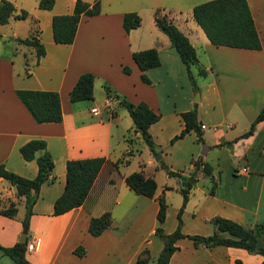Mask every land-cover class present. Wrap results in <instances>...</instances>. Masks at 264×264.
Here are the masks:
<instances>
[{
    "label": "crops",
    "instance_id": "0c3cea01",
    "mask_svg": "<svg viewBox=\"0 0 264 264\" xmlns=\"http://www.w3.org/2000/svg\"><path fill=\"white\" fill-rule=\"evenodd\" d=\"M10 1L16 8L26 9L28 15L22 19L9 17L1 23L8 27L2 29L1 40L12 39V45L0 50V163L14 173L33 177L35 160L22 158L18 150L29 138L44 139L53 159V177L40 184L26 225L27 241L35 243L33 249L25 252L27 264H135L144 245L148 259L155 256L162 246L154 234L158 203L154 197L135 193L125 184L124 176L141 169L155 180L154 196H165L171 190L179 192V179L168 175L159 159L169 169L183 174L193 170L190 158L200 156L210 165L209 175L195 169L197 180L181 212V232L209 234L216 215L244 225L264 223V117L254 124L251 133L239 136L263 104L264 0H246L260 41L258 49L214 45L196 22L197 26L188 25L186 15L191 16V7L205 0H100L97 14L80 16L70 43L54 42L50 21L53 14L70 12L74 0H53L47 9L37 7V0ZM155 8L171 11L168 17L186 35L195 53L196 44L202 51L203 59L197 53L196 56L207 73L196 76L197 100L191 97L194 91L184 64L167 36L154 24ZM125 11H135L140 16V23L127 32L121 25ZM34 23L39 28L36 36L44 46V54L37 62L32 46L14 39L30 34ZM19 45L29 47L28 52L20 51ZM150 46L157 49L160 63L144 70L149 82H143L131 52ZM123 64L130 67L128 73L121 70ZM83 71L96 75L92 98L71 102L68 91ZM101 82L110 85L119 97L124 95L132 102L143 100L158 113V119L147 127L153 152L133 130L131 119L120 126L124 118L116 109L120 105L114 97H106ZM95 83L99 89L96 92ZM17 88L56 90L61 120L34 121L16 96ZM193 102L203 125L201 140L207 146L204 154L200 153L201 140L197 141L191 130L169 141L183 125L179 112L190 108ZM91 107H98L99 111L92 112ZM113 124L120 126L117 134L123 146L118 150V141L111 142ZM226 140H232L230 146H217ZM142 149L145 160L126 171L130 156ZM155 153L160 154L157 159ZM90 156H104L106 160L84 201L62 213L51 214L53 200L63 188L65 160ZM242 166L245 171L240 170ZM159 168L164 171L160 183L156 179ZM210 177L216 181L212 194L206 192ZM9 201L15 202L16 212L13 216L0 214L1 245L18 240L24 205L23 196H17L15 187L0 176V207ZM180 202L181 196L175 203V214ZM103 211L110 213L111 222L99 234L91 235L87 231L89 217ZM175 225L176 216L169 219L166 207L164 232L172 231ZM175 244L177 248L167 264H259L262 258L236 246L194 245L187 236L176 239ZM78 245L83 248L81 255L73 252ZM0 264L14 262L0 250Z\"/></svg>",
    "mask_w": 264,
    "mask_h": 264
},
{
    "label": "trees",
    "instance_id": "16d2710c",
    "mask_svg": "<svg viewBox=\"0 0 264 264\" xmlns=\"http://www.w3.org/2000/svg\"><path fill=\"white\" fill-rule=\"evenodd\" d=\"M53 0H37V7L50 8ZM100 10V0H74L72 9L67 13L53 14L51 16V33L54 42L70 43L75 34L76 26L81 15H94ZM161 8L153 10V21L156 27L168 38L170 45L177 52L181 62L184 64L186 75L193 91L198 90L196 76L204 77L207 69L204 68L196 56L194 47L186 35L171 21L168 15L160 13ZM190 13L192 19L200 26L208 41L214 45H228L243 48H260V41L255 28L246 0H205L194 4ZM28 15L24 8H16L10 0H0V24L7 22L9 17L22 19ZM140 23V16L135 11H125L121 16V25L124 31L137 26ZM39 28L32 27L30 34L24 37H15L18 42L30 45L33 48L35 60L44 54V46L36 36ZM132 59L141 70L139 77L143 82H149L144 70L160 63L157 49L150 46L143 49L133 50ZM121 70L125 73L130 71L128 65H122ZM95 74L90 71H83L78 74L73 85L68 91L71 102L92 98V87ZM106 97L112 96L128 113L134 131H138L142 141L150 151H154L152 139L147 131L150 123L158 119V113L152 110L143 100L132 102L124 95L112 91L106 82L102 84ZM20 102L27 109L36 122L60 121L62 118L59 94L56 90L49 89H27L17 88L14 90ZM112 113V112H111ZM113 114V113H112ZM182 120V127L169 139L170 142L182 137L186 132L193 131L196 140L202 139V128L197 117L196 102L186 110L179 112ZM264 117V95L263 104L251 120L248 128L239 136H245L252 132L254 124ZM236 138V137H235ZM234 138V139H235ZM232 140L219 142V145L230 146ZM22 158L34 159L36 172L33 177H25L4 168L0 163V176L14 184L17 196H23L24 212L21 218L22 225L28 224V217L32 212V205L38 195V189L43 181L51 179L53 159L46 149L45 140L42 138H29L18 148ZM197 157L190 158L193 170L187 174L181 171L171 170L159 159V165L168 175L176 176L180 185L178 191L181 195V202L176 211V225L170 232H164L162 222L165 216L166 202L163 194L154 196L156 183L153 177L145 176L141 169L133 170L124 176L125 184L135 193L154 197L158 203L155 213L157 224L154 227V234L162 242V246L155 256L154 264H167L171 253L177 248L176 239L187 236L193 240L194 245L200 243L204 246L229 245L244 248L249 253H258L262 256L259 264H264V223L255 221L251 225H244L227 217L216 215L212 217L213 231L206 235L187 234L180 230L182 223L181 212L185 205L190 188L195 184L197 178L195 169L200 168L204 174H210V165ZM106 160L104 156H90L82 158H69L65 160L64 184L61 192L55 197L52 203L51 214L56 215L80 205L86 197L101 165ZM216 181L210 177V185L206 190L212 194ZM16 212L14 201L0 207V214L13 216ZM111 222L110 213L103 211L98 215L90 216L87 231L91 235L99 234L108 227ZM225 232L226 234H223ZM25 241L15 240L10 245H1L2 253L8 255L14 264H27L25 256ZM73 252L77 255L83 254L81 245L75 246ZM148 260V249L142 248L138 253L135 264H146Z\"/></svg>",
    "mask_w": 264,
    "mask_h": 264
},
{
    "label": "rangeland",
    "instance_id": "374dc122",
    "mask_svg": "<svg viewBox=\"0 0 264 264\" xmlns=\"http://www.w3.org/2000/svg\"><path fill=\"white\" fill-rule=\"evenodd\" d=\"M165 12L166 14L170 13L171 11H166V10H161L160 13H163ZM186 18H187V24L188 25H194V26H197V24L195 23V21L191 18L190 14L188 13L186 15ZM147 19H148V16H147ZM18 22H23L21 20H18ZM145 23H146V19H143V23H142V26H145ZM21 24H24V23H21ZM33 26H35V23L33 24ZM2 29H8L7 27V24H3L1 25L0 24V50H8L10 49L8 46H11L12 45V39H6L4 41L1 40L2 38V34H1V31ZM4 42V43H2ZM19 49L20 51H23V52H28V48L27 46L25 45H19ZM196 46V53L198 55V58L201 60L203 59V54H202V51L201 49L199 48L198 44L195 45ZM28 55V54H26ZM103 82H101V86H102ZM103 88V86H102ZM104 90V89H103ZM96 91H99L98 89V83H95V89H94V92ZM196 92L197 91H194L193 94H192V99L195 97L196 95ZM88 101L90 99H85V101ZM121 106V105H120ZM117 106L116 105V109L117 111H121L122 114L124 115V118L123 120H121V127L124 125V123L126 122H131L130 121V118L128 116V114L126 113L125 109L121 106ZM120 126H115V124L112 125V137H111V142L113 143L114 141H118L117 142V145H116V149L118 150L119 148H121L123 146V143H121L119 141V138H118V130H119V127ZM132 135V133H130ZM130 135V136H131ZM129 136V135H128ZM132 138V137H131ZM130 138V140H131ZM146 147V146H145ZM200 148H201V145H200ZM131 159H130V162L129 164H127L124 169H127L126 171H128L129 169H131L132 167H137L139 166V163L141 162V160H145V149H142L139 153H135L132 154L131 156ZM122 168V165L120 166ZM163 172L162 169L159 168V172L156 174V179L158 181V183H160L163 179ZM180 193L175 191V190H171L169 193H167L165 196H164V199H165V202H166V207L167 209L169 210V219L171 218H175L176 214H175V203L178 202V199L180 198ZM178 208V207H177ZM177 211V210H176ZM116 214V213H115ZM182 220V218H181ZM158 238V237H157ZM159 239V238H158ZM160 240V239H159ZM143 248H147L146 245H144ZM148 249V248H147ZM158 253V252H157ZM156 256V255H155ZM155 256H152L151 258L148 259L147 263L146 264H154V259H155Z\"/></svg>",
    "mask_w": 264,
    "mask_h": 264
},
{
    "label": "water",
    "instance_id": "95a60500",
    "mask_svg": "<svg viewBox=\"0 0 264 264\" xmlns=\"http://www.w3.org/2000/svg\"><path fill=\"white\" fill-rule=\"evenodd\" d=\"M197 99H198V93L196 92V95L193 98V100H197ZM200 145H201L200 153L204 154L207 146L204 144V141H202V140L200 141ZM159 156H160L159 153H155L154 158L157 159ZM12 187H14V184H12ZM26 232H27V226L23 225L22 229H21V232H20V234L18 236V240L19 241H25L26 240Z\"/></svg>",
    "mask_w": 264,
    "mask_h": 264
},
{
    "label": "built area",
    "instance_id": "2783aa9c",
    "mask_svg": "<svg viewBox=\"0 0 264 264\" xmlns=\"http://www.w3.org/2000/svg\"><path fill=\"white\" fill-rule=\"evenodd\" d=\"M104 103H105L106 105L108 104V100H107V98L104 100ZM90 110H91L92 112H98V111H99V108H98V107H91ZM201 127H203V125H201ZM245 169H246L245 166H242V167L240 168L241 171H245ZM34 246H35V243H34L33 240L27 241V243H26V250H31V249L34 248Z\"/></svg>",
    "mask_w": 264,
    "mask_h": 264
}]
</instances>
